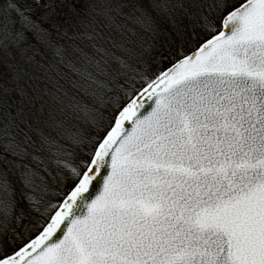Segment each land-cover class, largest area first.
<instances>
[{
	"label": "snow or ice",
	"instance_id": "snow-or-ice-1",
	"mask_svg": "<svg viewBox=\"0 0 264 264\" xmlns=\"http://www.w3.org/2000/svg\"><path fill=\"white\" fill-rule=\"evenodd\" d=\"M0 264H264V0H0Z\"/></svg>",
	"mask_w": 264,
	"mask_h": 264
},
{
	"label": "trees",
	"instance_id": "trees-1",
	"mask_svg": "<svg viewBox=\"0 0 264 264\" xmlns=\"http://www.w3.org/2000/svg\"><path fill=\"white\" fill-rule=\"evenodd\" d=\"M61 11H66V9H62V8H58L57 12H61ZM67 27V25L65 26ZM69 35H72V30H69ZM163 37L160 38L161 41H163ZM61 43H63L66 47L69 48V50L72 49L73 46H78L80 48H83L85 51L91 52V41H88L86 39H78V40H69V39H62ZM49 55H51V53H49ZM153 67H155V65H153Z\"/></svg>",
	"mask_w": 264,
	"mask_h": 264
}]
</instances>
